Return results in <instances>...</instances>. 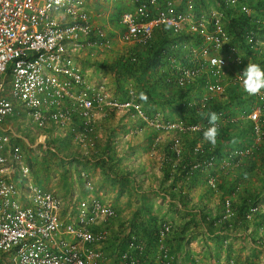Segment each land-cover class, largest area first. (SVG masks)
Masks as SVG:
<instances>
[{
  "label": "built area",
  "instance_id": "1",
  "mask_svg": "<svg viewBox=\"0 0 264 264\" xmlns=\"http://www.w3.org/2000/svg\"><path fill=\"white\" fill-rule=\"evenodd\" d=\"M107 1L126 2L133 8L118 17L121 30L116 40L120 44L144 45L162 28L173 36L187 37L183 48L198 61L184 66L170 59L178 74L177 83L182 86L206 75L201 103L223 95L227 54H234L236 48L228 45L221 12L211 11L208 20L202 15L195 17V0H185L182 10L171 0L161 4L159 0H92ZM223 2L228 7L238 4L236 0ZM240 10L249 14L245 5ZM96 20L88 0H0V126L14 119L19 105L38 128L69 127L84 147L94 145L95 122L106 109L128 112L158 134L199 129V125L163 122L159 114L147 115L132 88L127 89L125 99H119L109 97L102 86L93 90L87 84L78 62L81 53L110 49L114 40ZM226 45V55H221ZM3 77L9 80L3 81ZM243 81L241 73L234 75V83L245 90ZM4 83L8 85L6 94H2ZM255 96L260 104H252L249 112L239 113L235 120L251 122L256 143L264 139V90ZM10 135L0 130V264H108L101 248L117 218L115 209L96 196L93 181L84 173L81 178L87 196L72 206L64 205L54 192L32 184L22 152L12 144ZM173 143L178 145V138ZM248 153V148L234 152L240 156ZM223 164L229 168L231 161ZM207 165L211 166L212 160ZM16 175L20 185L14 182ZM209 183L213 186L212 179ZM229 216V202L225 200L223 218ZM170 230V225L163 224L160 240ZM158 254L156 262L171 263L162 243ZM142 255V244L131 238L116 259L118 264H141Z\"/></svg>",
  "mask_w": 264,
  "mask_h": 264
},
{
  "label": "rangeland",
  "instance_id": "2",
  "mask_svg": "<svg viewBox=\"0 0 264 264\" xmlns=\"http://www.w3.org/2000/svg\"><path fill=\"white\" fill-rule=\"evenodd\" d=\"M162 1L159 0V4ZM171 1L179 10L183 9L184 0ZM93 3L98 4L95 7L101 8L98 9L97 16L102 12H107L106 15L103 13L97 19L100 22L101 18L103 25L114 26V29L103 27L114 40L110 49H94L81 53L78 62L83 69L87 84L93 90L102 86L109 97L119 99L124 97L126 89L132 88L137 101L141 103L146 114H159L158 118L163 122L172 121L182 126L186 125V119L180 115L174 105L161 106L160 102L166 99L158 96L153 100L154 103L142 100L133 78L115 76L108 67L128 50L129 45H122L116 40V33L121 30L117 19L124 10H132V6L122 1ZM244 3L250 10L249 14L253 13L248 3ZM194 5L195 17L202 15L208 20L211 11L221 12L217 0H195ZM257 38L259 45L264 48V37L258 36ZM235 48L234 54H227V68L223 77L225 90L230 82H234V75L242 74L246 66L252 63L249 57L244 58V53L240 48ZM221 55H226V52H221ZM176 65H179L177 61ZM5 80L9 79L3 77V81ZM123 87L126 89L124 90ZM4 90L2 94L8 92L7 83H4ZM157 91L159 95L163 92L166 95L170 94L171 97V92L169 93L168 90ZM225 92L220 97L223 100L226 98ZM13 117L11 123L17 127L14 132L20 134L21 138L17 139L11 136V142L20 148L32 184L54 192L61 198L64 205L72 206L86 197L87 190L83 187L81 178V173H84L93 181L96 196L115 209L117 218L109 227L107 240L110 250L108 257L111 260L113 257H117L116 251L122 248L123 240L127 236H131L132 219L148 222L145 210L149 209L158 225L163 226L165 223L171 226L170 233L166 236L168 240L165 239L164 244L172 252L170 255L172 261L176 258V264H190L188 260L191 259L197 261L194 264H264V227L255 230L250 222L246 230L239 229L238 226L233 227L227 234L217 233L219 238L215 239L213 236L206 235L207 230L204 226L196 224L195 220L192 221L190 215L183 211L176 201L173 205L169 203L168 192L172 177L165 180L163 175L167 142L171 137L169 134L154 136L148 127L136 118H131L128 112L121 113L106 109L104 116L95 122L94 145L84 147L74 139L69 127L52 125L43 129L38 128L26 113L20 110L19 106L15 108ZM254 146L263 147L264 139L256 143L252 142L250 148L252 149ZM105 148L108 151L112 150L113 165L119 168V173L131 171L135 173V184L131 182L125 187H121L108 179L101 165ZM15 177L14 182L20 185L18 175ZM252 181L255 184L258 183L254 176ZM189 194H193V191H190ZM196 203L197 201L193 200L192 204L194 205L190 206H196ZM261 205L264 208V202ZM192 213L195 214V210ZM144 237L148 240L147 235H140L142 243ZM253 237L254 241H252ZM185 248L190 250L189 252H193L195 257L191 255L186 260L184 258ZM155 255H149L146 264H160L156 262ZM116 263L118 264L117 261Z\"/></svg>",
  "mask_w": 264,
  "mask_h": 264
},
{
  "label": "trees",
  "instance_id": "3",
  "mask_svg": "<svg viewBox=\"0 0 264 264\" xmlns=\"http://www.w3.org/2000/svg\"><path fill=\"white\" fill-rule=\"evenodd\" d=\"M217 1L222 13L224 30L229 37L228 45L240 48L245 59L249 57L252 63H257L264 68V48L259 45L257 38L264 37V0H237L238 4L232 7L225 6L223 0ZM244 2L248 3L253 13L245 14L240 10V6L245 5ZM249 39H251L250 42ZM188 40L187 37L173 36L165 28L157 29L148 43L129 46L125 54L120 55L108 67L115 76L133 78L139 95L141 93L146 95L147 102L154 103L153 100L161 96L166 99L160 102L161 106L174 105L180 115L186 119L184 126L199 125L200 127L191 131L166 133L171 136L167 142L163 162L165 180L172 177L168 192L169 203L173 205L176 201L178 206L190 215L192 221L195 220L196 224L204 226L207 234L213 235L215 239L219 238L217 233L227 234L233 227L238 226L239 229L246 230L250 222L257 230L264 227V208L261 205L264 202V146H254L251 149L254 142L251 122L246 119L235 120V118L243 111L249 112L252 104L257 102L260 104V99L255 95H249L232 81L225 90V100L214 97L201 103L200 100L204 95L203 87L207 81L206 75L179 86L176 81L178 74L170 63V59H175L177 64L184 66L194 65L198 61V57L191 59L190 53L183 48ZM197 43L200 41L198 40ZM228 45L225 46L224 52L228 50ZM199 61L202 60L199 58ZM244 62L246 64L245 60ZM123 89L126 88L123 87ZM160 89L171 92V97L170 94L166 95L163 92L159 95L157 90ZM125 98L126 93L122 99ZM211 112H215L219 117L217 122L219 135L215 146L206 141L203 135L209 126L207 116ZM149 130L154 136L158 134L152 128ZM174 138H178L179 143L176 146L173 143ZM176 147L179 153L176 152ZM244 148H249L251 151L247 155L234 154L236 150ZM111 152L112 150L108 151L105 148L101 160L102 169L108 179L121 187L131 182L135 184V173L133 171L119 173V168L113 165L114 156ZM210 160L212 165L208 166L207 163ZM225 160L231 161L232 166L236 163L239 165L234 170V175L230 174L232 176L230 179L224 175L227 169L223 164ZM253 176L258 181L257 184L252 181ZM210 179L213 180V186L209 183ZM195 190H199V202L196 206H190L192 196L189 193ZM213 194L218 199V202L213 205L214 213L207 207L208 197ZM225 200L229 202L230 207V216L227 218H223ZM193 210L195 214L192 213ZM145 213L148 222L132 219L131 229L134 230L130 232L131 236L123 240L122 248L116 251L117 254L125 251L127 243L133 238L134 243L140 242L143 246L141 264L147 263L149 255L156 254L154 258L159 255L160 243L168 249L164 244L168 234L160 240L159 231L162 226L158 225L149 209H146ZM143 234L148 236V240L144 237V244L140 241V235ZM168 252L169 255L172 254L169 250ZM185 259L188 260L189 257ZM188 261L190 264L195 263L192 259ZM170 264H176V258Z\"/></svg>",
  "mask_w": 264,
  "mask_h": 264
},
{
  "label": "clouds",
  "instance_id": "4",
  "mask_svg": "<svg viewBox=\"0 0 264 264\" xmlns=\"http://www.w3.org/2000/svg\"><path fill=\"white\" fill-rule=\"evenodd\" d=\"M242 75L244 77L245 91L250 95H256L264 90V68L257 63H250L243 70ZM142 100H147L146 95L140 94ZM208 128L204 131V139L213 146L217 143V137L219 135L218 120L219 117L215 112H211L207 116Z\"/></svg>",
  "mask_w": 264,
  "mask_h": 264
},
{
  "label": "crops",
  "instance_id": "5",
  "mask_svg": "<svg viewBox=\"0 0 264 264\" xmlns=\"http://www.w3.org/2000/svg\"><path fill=\"white\" fill-rule=\"evenodd\" d=\"M99 3H102V2H99ZM97 3H93L92 2V0H88V7H89V5H91L90 6V8H89V10L92 12V14L93 15H95L96 16V18L97 17H99V16H101V15H103V13L106 15V13L107 12H102L100 15H96L97 14V12H99L98 11V9H101V8H99V6L98 7H95V5H96ZM103 4V3H102ZM98 5V4H97ZM109 13H110V11H109ZM102 20H104V18H102ZM117 21H118V19H117ZM96 23H97V25L98 26H100V27H104V26H106L105 24L103 25V24H101L102 23V21H101V18H100V22H99V20L97 19L96 20ZM106 28H110V29H114V26L113 25H111V24H108L107 26H106ZM223 51H225V50H223ZM222 51V52H223ZM17 106H19V105H17ZM0 130H2V131H9V133L11 134L10 135V138H11V136L12 137H14V138H17L18 139V137H20V134H17V133H15L14 132V130H17V127H16V125H14V124H12L11 123V121H10V119L9 120H6L1 126H0ZM21 138V137H20ZM239 167V165H238V163H236V164H234V166H230L229 168H227L226 169V173H224V175L228 178V179H230V177H232V176H230V174H233V172H234V170L235 169H237ZM14 179H16V177H14ZM84 187V186H83ZM193 195V196H192ZM86 196H87V194H86ZM191 196L192 197H194V198H192V201L194 200V201H197V203L199 202V198H198V196H199V190H195V191H193V194H191ZM205 198H207V196H205ZM101 200H102V202L103 203H105V204H107L106 202H104L103 201V199L102 198H100ZM224 199V198H223ZM207 200V199H206ZM218 202V199H217V197H216V195H211V196H209L208 197V205H207V207L210 209L211 208V210H212V213H214L215 212V209H214V204L215 203H217ZM196 203V204H197ZM109 205V204H108ZM190 205H194V204H190ZM214 209V210H213ZM205 228V227H204ZM206 230V229H205ZM207 232V231H206ZM206 235H208V234H206ZM208 236H213V235H208ZM214 237V236H213ZM107 245H109V242H106L105 243V245L104 246H102V251L104 252V254H105V256H106V258H107V260H108V264H117L116 263V258L115 257H113L112 258V260L110 259V257H108V254H109V248H108V246ZM191 247H193L192 245H191ZM190 250H186V248L184 249V256H185V258H188L189 256H191L192 255V257H195L194 255V253L192 252H189ZM112 253V252H111ZM110 253V254H111ZM213 258H214V256H213ZM116 260V261H115ZM214 260H215V258H214ZM195 262L197 263V261L195 260Z\"/></svg>",
  "mask_w": 264,
  "mask_h": 264
}]
</instances>
